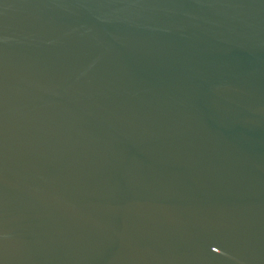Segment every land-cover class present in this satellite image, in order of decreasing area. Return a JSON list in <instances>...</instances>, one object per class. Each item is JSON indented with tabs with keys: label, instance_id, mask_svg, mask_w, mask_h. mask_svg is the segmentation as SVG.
<instances>
[{
	"label": "water",
	"instance_id": "obj_1",
	"mask_svg": "<svg viewBox=\"0 0 264 264\" xmlns=\"http://www.w3.org/2000/svg\"><path fill=\"white\" fill-rule=\"evenodd\" d=\"M0 264H264V0H0Z\"/></svg>",
	"mask_w": 264,
	"mask_h": 264
}]
</instances>
